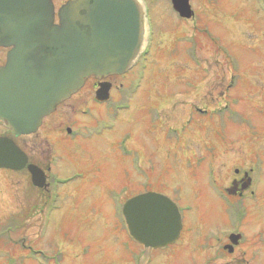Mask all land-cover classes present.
<instances>
[{"label": "rangeland", "instance_id": "1", "mask_svg": "<svg viewBox=\"0 0 264 264\" xmlns=\"http://www.w3.org/2000/svg\"><path fill=\"white\" fill-rule=\"evenodd\" d=\"M55 1L57 8L65 0ZM141 1L153 28L149 68H159L158 49L169 41L179 60L162 59L163 84H136L115 118L104 107L91 108L94 118H75L70 128L113 130L65 140L68 149L55 145L51 172L72 180L58 183L56 198L41 196L26 171L0 170V264H264L262 1L190 0L193 18L182 31L170 0ZM190 50L194 68L185 61ZM203 63L208 74L200 77ZM192 69L204 84H186ZM219 71L225 84H214ZM151 104L159 111L144 110ZM17 144L30 160L47 149L41 131ZM243 172L251 186L236 197L228 190ZM145 191L178 207L183 228L175 245L151 250L130 238L121 206ZM232 232L241 243L227 253L221 246Z\"/></svg>", "mask_w": 264, "mask_h": 264}, {"label": "water", "instance_id": "2", "mask_svg": "<svg viewBox=\"0 0 264 264\" xmlns=\"http://www.w3.org/2000/svg\"><path fill=\"white\" fill-rule=\"evenodd\" d=\"M189 1L171 0L181 18H191ZM145 31L138 0H70L58 10L57 24L51 0H0V47L10 49L0 68V119L14 136L35 133L42 118L76 93L87 77L128 71ZM24 168L33 186L45 187L43 172L27 164L11 140L0 137V169ZM121 212L129 235L145 248L162 249L179 238L178 208L163 195L133 197ZM239 238L231 236V243Z\"/></svg>", "mask_w": 264, "mask_h": 264}, {"label": "flooded vegetation", "instance_id": "3", "mask_svg": "<svg viewBox=\"0 0 264 264\" xmlns=\"http://www.w3.org/2000/svg\"><path fill=\"white\" fill-rule=\"evenodd\" d=\"M51 1H52V5L54 8V23L57 24L58 23V10L60 9L61 6H63L66 2H68L70 0H65L57 8H56V1L55 0H51ZM260 1H262V7L264 8V0H260ZM173 13L176 15V18H177V21L179 22V27H180L181 31H182L181 25L184 26V24L189 23V21L193 18V13H192V17L190 19L180 18L176 12L173 11ZM148 16H149V12H148V7L146 6V17H147V19H148ZM148 25H149L148 26L149 32H148L146 45H145L143 51L141 52L140 56L138 57V59L136 60V62L134 63V65L132 66V68L128 72H126L122 75H108L105 78H97L96 76L87 77L85 79L82 87L76 93L71 95L68 99L59 103L55 107V109L52 113H50L49 115L42 118L41 124L35 133H33L31 135H26V136H20V137L14 136L11 133V131L6 127V124L0 119V137L7 138V139L11 140L14 143V145H16V147H18V144H17L18 138L34 136L40 131L44 133V140H45L47 149H46V151L43 152V154H36L35 160H30V156H28L25 152H23L19 147L18 148L27 156V164H32V165L36 166L37 168H39L43 172L44 178H45V187L44 188H38V187H35L32 185L31 177H30L29 173L27 172V170L25 168L22 170V171L27 172L31 185L33 186L34 189H36L39 192V194H41V196L45 197V195L48 194L47 200L51 196H53L55 198H56V196H59V194L57 192V186L59 185L58 183L64 181V179L69 180L67 177L66 178L61 177V176H58L56 174H52V172H51L53 165L57 163V161H55L53 159L54 152H55V145L59 142H62L63 145H65V142H64L65 140H67L68 143H73L74 141H78L79 139H82V138L86 139V138L94 137L95 135H102L104 132H106V130L108 128L109 129L107 131L113 130V129H111V126L106 129V128L101 127L98 123H96L94 125V128H93L94 131H91L90 129H88L85 132L84 130H81L78 128H70V127L75 126L74 124L79 123L78 120H75V118L80 116V115L85 116V117H89V118H94V115L91 113V108L96 109V107H104L106 109V111L111 110L110 117L112 119L115 118L116 116L114 114L116 113V109L119 108L120 105L125 103V101L127 99V98H125L127 92L129 90L137 87V86H135L136 84H163L162 80H160L161 77L159 76V72H160V74H162L161 69L163 67V64L159 63L162 59L166 58L168 55V56L172 57V59L175 58L176 60H179V58H178V57H180L179 49L176 48V44H175V47L172 48V46H171L172 43H170V41H169L168 42L169 47H164L163 51L158 49V55L162 57V59L156 60V64L157 65L159 64V68L158 69L156 68L155 71L153 69L151 70L149 68V65H150L149 60H150V57H151L152 51H153V41L151 42V40H150L151 35H152L151 32H152L153 28H152V26H150V22L148 23ZM182 33L183 32H181V35L183 37H187L186 35H183ZM190 38L192 39L193 36H191ZM180 40L181 39L179 38L178 41H180ZM188 40H189V38H188ZM193 40H194V38H193ZM162 48H163V46H162ZM9 50H10L9 48L0 47V68L5 65L7 53ZM186 55L187 56H186L185 61H187L189 64H191V66L194 68L195 59H194L193 50L187 51ZM153 56H154V54L152 55V57ZM180 61L183 62L184 58ZM208 65H210V63H208ZM166 68L167 67H166V64L164 62V69H166ZM199 71L200 72L198 73V75L200 77L208 74L206 63H205V65L203 63V65L200 66ZM155 73H156V75H155ZM153 75H155L154 78L149 79V76H153ZM163 77H167V76L164 75ZM218 77L219 78L217 80H215L214 84H225L224 74L222 71H219ZM204 78L205 77L202 78V81L200 83H196L194 73H193V69H192V72H190L189 76L187 77L186 84H202V83L204 84V80H203ZM115 84H119V85L116 86ZM122 84H128V85L123 88ZM205 84H210V82L206 81ZM230 84H232V83H230ZM104 89L107 90L106 93H103ZM100 91H102V92L100 93ZM115 91H120V93H122L121 96H123V98H120L119 100H117V103L115 101H113ZM146 99H152V98H146ZM73 101H76V102L73 103ZM154 101H156V98L154 99ZM158 107L156 105L153 106V104H151L149 107H146L144 110L145 111L150 110V111L157 112V111H159ZM157 123H158L157 121L153 120L152 126H154V128H156ZM159 125L160 124H158V126ZM45 126L48 127L47 130L44 129ZM170 131L174 135H177V137H178L179 132L177 129H171ZM65 149H68L66 147V145H65ZM47 150H48V152H47ZM41 157H43V158H41ZM6 171H9V170H6ZM245 173L243 172L238 179L232 181V183L234 185L232 192H235L234 196H236V197H242L244 192H246V190H248V188H250V186H251V182H249L250 179L245 175ZM235 174H238L237 170H235ZM244 176L246 177V179L242 180L244 178ZM69 181L71 182L72 180H69ZM242 188H247V189L242 191ZM145 192H148V191H145ZM225 193H226V190H225ZM53 200H55V199L53 198ZM47 202L48 201H46V204H48ZM50 203H51V200H50ZM34 209H36V207ZM231 234H239V233L238 232H232V233L228 234L227 239H226L227 242H225L221 246V249H223V251H226L227 253H229V249L226 246L229 245V236ZM241 237H242V235H241ZM240 241H239V243H241ZM237 247H238V245L231 248V253H234V251ZM29 251H31V254L37 255V256L42 254V253H40L41 251L40 252L34 251L31 248H29ZM42 255H44V254H42Z\"/></svg>", "mask_w": 264, "mask_h": 264}]
</instances>
